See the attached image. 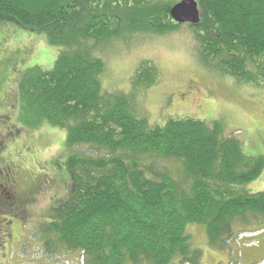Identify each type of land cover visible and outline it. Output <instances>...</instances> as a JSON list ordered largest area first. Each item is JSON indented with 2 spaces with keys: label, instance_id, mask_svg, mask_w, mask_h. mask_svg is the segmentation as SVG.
<instances>
[{
  "label": "trees",
  "instance_id": "16d2710c",
  "mask_svg": "<svg viewBox=\"0 0 264 264\" xmlns=\"http://www.w3.org/2000/svg\"><path fill=\"white\" fill-rule=\"evenodd\" d=\"M180 1L0 0V24L45 33L58 49L52 70L25 69L17 83L18 124L67 134L69 155L57 167L69 190L36 228L47 254H79L82 264H200L190 227H204L207 246L221 253L239 234L264 230V192L235 189L262 175L263 157L246 156L217 121L151 125L134 94L157 82L152 62L140 65L129 93L102 86L101 54L176 32L170 12ZM196 1L201 23L187 25L204 66L264 87V0Z\"/></svg>",
  "mask_w": 264,
  "mask_h": 264
},
{
  "label": "rangeland",
  "instance_id": "374dc122",
  "mask_svg": "<svg viewBox=\"0 0 264 264\" xmlns=\"http://www.w3.org/2000/svg\"><path fill=\"white\" fill-rule=\"evenodd\" d=\"M133 40L101 54L104 90L131 92L140 65L152 62L157 82L134 94L140 114L151 125L164 126L171 118L217 121L225 135L241 142L246 156L264 158L263 86L244 85L207 69L187 24L171 34ZM57 56L47 34L0 24V173L7 172L15 185L0 180V264H82L79 254H47L36 231L69 190L67 171L57 167L69 155L66 131L49 125L26 130L17 122L20 73L33 67L52 70ZM235 189L264 192V171ZM188 233L194 246L202 248L200 264H264V230L239 234L224 253L207 246L204 227L192 226Z\"/></svg>",
  "mask_w": 264,
  "mask_h": 264
},
{
  "label": "water",
  "instance_id": "95a60500",
  "mask_svg": "<svg viewBox=\"0 0 264 264\" xmlns=\"http://www.w3.org/2000/svg\"><path fill=\"white\" fill-rule=\"evenodd\" d=\"M170 16L178 25L197 26L201 23V12L196 0H181L171 9Z\"/></svg>",
  "mask_w": 264,
  "mask_h": 264
},
{
  "label": "flooded vegetation",
  "instance_id": "af4514ba",
  "mask_svg": "<svg viewBox=\"0 0 264 264\" xmlns=\"http://www.w3.org/2000/svg\"><path fill=\"white\" fill-rule=\"evenodd\" d=\"M0 176H4L3 179H0L1 181L4 180L7 183L11 182V186L14 188L15 185H14V182L12 181L11 177L9 176V174L6 172V173H0ZM5 176L7 177L8 180L5 179ZM262 232V231H261Z\"/></svg>",
  "mask_w": 264,
  "mask_h": 264
}]
</instances>
